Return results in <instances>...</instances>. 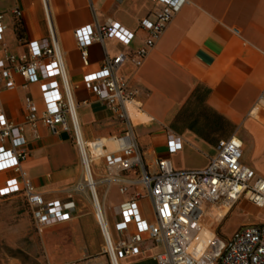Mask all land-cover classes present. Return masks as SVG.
I'll return each mask as SVG.
<instances>
[{
    "label": "crops",
    "instance_id": "0c3cea01",
    "mask_svg": "<svg viewBox=\"0 0 264 264\" xmlns=\"http://www.w3.org/2000/svg\"><path fill=\"white\" fill-rule=\"evenodd\" d=\"M14 7L21 10L18 20L12 13ZM157 7V0H94L92 6L88 0H46L73 99L78 104L83 137L90 140L119 135L125 130V123L114 117L83 82V75L101 68L105 55L112 58L123 54L116 74L136 90L142 110L139 120L146 118V123L135 126L136 141L142 147L146 165L165 157L176 170L203 169L216 153L218 141L235 135L242 141L241 163L264 176V0H186L141 65L136 66L130 55L144 45L146 36L140 21L153 19ZM0 14L5 25L0 60L5 65L6 56L18 57L26 52L30 40L49 42L41 0H0ZM108 20L133 32L132 39L127 44L114 38L88 44L87 64H83L73 31L87 25L94 32L97 23ZM12 80L13 85L8 86L3 75L0 103L6 117L22 125L26 97L35 103L37 111L43 109L41 87L38 82H27L18 73L12 74ZM66 122V129L58 126L56 131L41 122L35 128L23 125L28 156L22 167L27 177L44 199L74 204L70 219L41 229L42 243L53 259L50 264H69L73 259L108 264V260L106 263L102 260L106 257L102 252L104 240L92 214L90 192L87 190V195L74 189L83 173L70 122L68 119ZM169 133L179 139L180 147L174 152L169 151ZM101 166V161L92 163L95 180L100 177ZM13 176L12 170L0 171V187ZM104 190V184L96 185L100 199ZM136 190L142 191L143 187L129 185L126 193L121 194L118 186L112 184L104 196L114 240L121 236L114 228L121 219L119 204ZM10 198L23 200L22 215L29 216L34 227L24 196L21 193L0 196V200ZM137 206L144 219H153L147 197L138 199ZM253 208L264 209L241 198L226 212L223 221L238 211L248 215ZM26 223L20 221L17 237L27 234ZM61 228H67L68 234L51 236V231ZM129 233L125 232V236ZM51 242L56 244L55 249L49 247ZM159 249L145 240L139 254L123 257L119 262L157 264L154 254Z\"/></svg>",
    "mask_w": 264,
    "mask_h": 264
},
{
    "label": "built area",
    "instance_id": "2783aa9c",
    "mask_svg": "<svg viewBox=\"0 0 264 264\" xmlns=\"http://www.w3.org/2000/svg\"><path fill=\"white\" fill-rule=\"evenodd\" d=\"M41 1L48 23L49 42L40 44L37 40H30L26 52L18 57L6 56L7 65L0 60V81L4 75L7 85L12 86V74L18 73L27 82H38L44 101L43 109L37 111L35 103L29 97L25 98L22 125L9 120L0 103V171L15 173L0 187V196L21 193L38 231L70 219L73 202L44 199L22 167L28 156L23 125L35 128L41 122L56 131L58 126L66 129L68 119L83 173L74 189L90 192L94 218L104 240L103 252L110 264H120L121 258L139 254L145 240L160 247L154 254L157 264H264V223L244 224L228 241L213 233L199 254L193 253L192 249V242L206 229L210 220L216 216L222 218L241 198L250 200L256 207H264V176L241 163L242 141L235 135L220 139L216 153L203 169L176 170L165 157L156 158L152 168L146 165L136 141V124L130 110L131 107L142 113L141 103L136 99V90L116 74L123 54L112 58L105 55L101 68L83 75V82L114 117L125 123V130L119 135L86 140L78 119V104L73 99L62 53L47 13L46 0ZM88 1L92 6L94 0ZM157 2L154 18L140 21L146 36L144 45L130 55L136 66L141 65L186 0ZM12 13L17 20L21 16L17 7ZM4 29L0 14V41ZM73 34L83 64H87L88 44L103 43L106 38L127 44L133 37V32L111 20L97 23L94 32L84 25L76 28ZM167 142L170 152L180 147L179 139L170 133ZM94 161L102 164L98 180L92 173ZM131 173L134 177L130 176ZM97 184L105 185L102 199L96 192ZM112 184L118 186L121 194L126 193L129 185L143 187L142 191H134L130 198L119 204L121 219L114 228L121 236L116 240L111 236L103 202ZM142 197L150 201L154 214L151 221L144 219L138 209L137 200ZM222 208H226L225 212ZM128 231L131 233L125 236Z\"/></svg>",
    "mask_w": 264,
    "mask_h": 264
},
{
    "label": "rangeland",
    "instance_id": "374dc122",
    "mask_svg": "<svg viewBox=\"0 0 264 264\" xmlns=\"http://www.w3.org/2000/svg\"><path fill=\"white\" fill-rule=\"evenodd\" d=\"M130 110L132 117L137 118V120L134 121L135 124L146 123V118L139 120L142 113L131 107ZM149 166L152 168V164H149ZM84 192L88 195L87 190ZM88 200L94 217L91 198L89 197ZM24 207V202L20 198L0 200V264H8L10 261H16L23 264H50V261L53 259L48 255L50 252L48 249H45V246H43L41 238L44 234V230H40L41 232L38 231L35 227H33L30 217L26 216L25 218L22 215ZM223 209L224 208H222V211ZM251 211L252 213H249L248 215H245L242 211H238L235 215L230 216L226 221H223L225 216L224 218L216 216L214 219H211V222L207 225L206 229L203 230L192 242L193 253H200L205 246V242H207L213 233L218 235L223 240L228 241L233 238L235 232L243 224L251 222L264 223V209L253 208ZM20 221L27 222L25 224L27 234L17 237V232L21 228L19 227ZM68 231L69 230L67 228H61L58 231L53 230L51 231V236L57 234H68ZM49 247L55 249L56 244L51 242L49 243ZM103 254L105 253L103 252ZM106 257H102V260L104 262L108 260L107 263L110 264L108 257L107 259ZM78 263L90 264L88 259H73L70 260L69 264Z\"/></svg>",
    "mask_w": 264,
    "mask_h": 264
},
{
    "label": "bare ground",
    "instance_id": "6f19581e",
    "mask_svg": "<svg viewBox=\"0 0 264 264\" xmlns=\"http://www.w3.org/2000/svg\"><path fill=\"white\" fill-rule=\"evenodd\" d=\"M256 109H257V108H255V109L253 110V112H252V113H253V115H254V113H255ZM133 119H134V121H136V120H137V118H133Z\"/></svg>",
    "mask_w": 264,
    "mask_h": 264
},
{
    "label": "trees",
    "instance_id": "16d2710c",
    "mask_svg": "<svg viewBox=\"0 0 264 264\" xmlns=\"http://www.w3.org/2000/svg\"><path fill=\"white\" fill-rule=\"evenodd\" d=\"M19 23H17V25H18Z\"/></svg>",
    "mask_w": 264,
    "mask_h": 264
}]
</instances>
